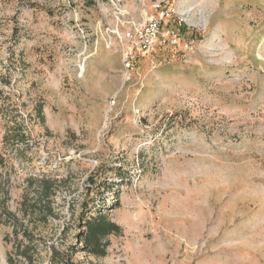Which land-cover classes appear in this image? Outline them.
<instances>
[{"label": "rangeland", "instance_id": "374dc122", "mask_svg": "<svg viewBox=\"0 0 264 264\" xmlns=\"http://www.w3.org/2000/svg\"><path fill=\"white\" fill-rule=\"evenodd\" d=\"M162 14L127 74L124 35ZM0 156L12 211L25 174L65 181L47 243L73 264H264V0H0ZM100 214L123 234L97 258Z\"/></svg>", "mask_w": 264, "mask_h": 264}, {"label": "trees", "instance_id": "16d2710c", "mask_svg": "<svg viewBox=\"0 0 264 264\" xmlns=\"http://www.w3.org/2000/svg\"><path fill=\"white\" fill-rule=\"evenodd\" d=\"M38 118L45 122L44 106L35 109ZM14 133H6L4 145L12 144L15 153L20 151L15 147L21 144L29 148L31 139L28 123L23 119H15ZM17 142V143H16ZM14 144V145H13ZM0 226L11 230L4 240L9 246L7 254L8 264H73V256L78 252L74 246L59 247L50 245L47 240L52 234L47 233L53 221L60 217L58 211V194L64 190V180L49 174L27 173L24 179V189L21 202L16 211L9 207L12 176L5 173V159L0 156ZM83 231L78 234V242L83 245L82 250L88 254L101 258L106 256L109 247L106 239L112 235L121 236L123 228L117 223L109 221L105 215L92 216L83 223ZM66 233H64V236ZM55 236V235H53Z\"/></svg>", "mask_w": 264, "mask_h": 264}, {"label": "built area", "instance_id": "2783aa9c", "mask_svg": "<svg viewBox=\"0 0 264 264\" xmlns=\"http://www.w3.org/2000/svg\"><path fill=\"white\" fill-rule=\"evenodd\" d=\"M164 18L152 17L148 19L144 26L134 25L124 35L127 45L123 49V63L126 73L129 74L135 62L153 50L158 39H161V24Z\"/></svg>", "mask_w": 264, "mask_h": 264}]
</instances>
